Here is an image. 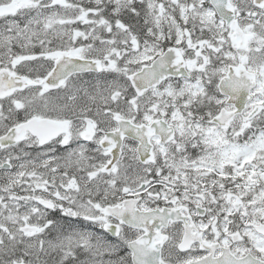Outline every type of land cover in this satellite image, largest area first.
I'll use <instances>...</instances> for the list:
<instances>
[{
	"label": "snow or ice",
	"instance_id": "6c2138e0",
	"mask_svg": "<svg viewBox=\"0 0 264 264\" xmlns=\"http://www.w3.org/2000/svg\"><path fill=\"white\" fill-rule=\"evenodd\" d=\"M0 264H264V0H0Z\"/></svg>",
	"mask_w": 264,
	"mask_h": 264
}]
</instances>
